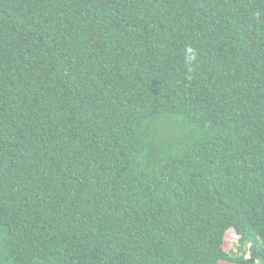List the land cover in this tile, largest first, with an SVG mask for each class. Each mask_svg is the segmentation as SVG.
Listing matches in <instances>:
<instances>
[{
  "label": "trees",
  "instance_id": "16d2710c",
  "mask_svg": "<svg viewBox=\"0 0 264 264\" xmlns=\"http://www.w3.org/2000/svg\"><path fill=\"white\" fill-rule=\"evenodd\" d=\"M222 262L264 264V0H0V264Z\"/></svg>",
  "mask_w": 264,
  "mask_h": 264
},
{
  "label": "rangeland",
  "instance_id": "374dc122",
  "mask_svg": "<svg viewBox=\"0 0 264 264\" xmlns=\"http://www.w3.org/2000/svg\"><path fill=\"white\" fill-rule=\"evenodd\" d=\"M237 246H238V235L236 234L235 231L230 230L227 234V238L224 243V248L228 251L236 250ZM222 264H229V263L222 262Z\"/></svg>",
  "mask_w": 264,
  "mask_h": 264
},
{
  "label": "clouds",
  "instance_id": "9594fccd",
  "mask_svg": "<svg viewBox=\"0 0 264 264\" xmlns=\"http://www.w3.org/2000/svg\"><path fill=\"white\" fill-rule=\"evenodd\" d=\"M188 52H189V53H191V52H192V50H191V49H188Z\"/></svg>",
  "mask_w": 264,
  "mask_h": 264
}]
</instances>
